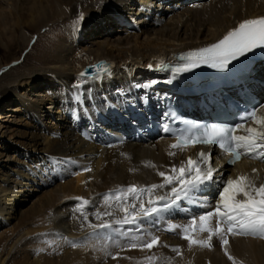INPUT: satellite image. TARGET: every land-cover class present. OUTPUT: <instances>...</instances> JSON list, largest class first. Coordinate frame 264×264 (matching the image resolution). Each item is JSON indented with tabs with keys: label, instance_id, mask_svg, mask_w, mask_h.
<instances>
[{
	"label": "bare ground",
	"instance_id": "obj_1",
	"mask_svg": "<svg viewBox=\"0 0 264 264\" xmlns=\"http://www.w3.org/2000/svg\"><path fill=\"white\" fill-rule=\"evenodd\" d=\"M0 1L5 4L0 5V26L9 25L10 15L6 9L9 8V1H12L14 15L17 18L26 15L28 18L23 23L18 20L19 25L28 26L36 34L41 33L44 28L46 34L41 33L35 41L40 45L50 36L47 31L60 23V19L62 22L64 19H72V11L64 8L66 4L75 5L76 0ZM88 2L89 9L85 12L93 11L96 7H101V12L85 22L84 31H97L95 28H99L102 23L110 30L114 25H119L122 28L113 31L118 32L116 36L103 37L101 41L90 40L91 45L84 48L56 42L49 48L43 47L35 58L37 62L47 66L21 69L19 64L0 71V99L9 98V102H18L12 107L6 105L0 112V217L16 220L23 227L24 231L20 232L15 244L23 242L35 232L34 228H25L35 222H40L47 228L46 233L55 238L72 241L91 237L96 240L127 239L120 235L121 232L128 236H139L141 240H148L151 236L174 240L176 237L169 234L176 230L170 232L166 229L168 224H177L175 218L181 213L180 210H187L186 212L195 216L198 212L200 216L206 211H214L219 202L215 199L216 205L212 209L204 208L210 207L212 197L228 179L235 180L243 175L257 187L264 184V159L243 155L240 161L230 165L228 156L211 146L172 147L176 144L174 139L161 134L154 136L141 128L150 113L159 115L158 98L163 93H172L185 108H188L184 104L188 99L191 102L189 106L197 109L196 101L188 96V86L191 85L188 76L184 72H174L170 64L176 63L177 55L182 52L217 42L244 20L263 17L264 0ZM130 14L138 18L136 23L141 25L138 26L142 30L141 34L129 30L134 27L132 23L124 22V17ZM26 35L22 47L32 51V35ZM12 37L16 40L14 34ZM28 59L30 58H25L29 61ZM99 60L108 62L110 68L91 76L78 74L85 65ZM42 81L49 83L51 87L57 86L59 92H54L53 95L46 92L32 94L33 89ZM20 88H23V92L18 93ZM148 108L152 110L149 111ZM256 113L257 116H264V105ZM28 118L37 125H33ZM243 126L236 130L235 135H247L245 129L249 126L259 127L253 119ZM201 152L208 154V164L201 160ZM17 155L25 158L23 163L27 172L24 174L16 172L19 163ZM189 157L205 170L211 166L216 182L209 183L206 188L189 198L194 202L184 199L173 207L144 219L139 231H135V225L116 223L123 218L124 212L116 206L115 199L105 203L104 197L107 194L112 193L114 196L116 190L130 185L147 187L160 184L163 178L158 175L159 172L175 175L171 172L172 167L175 166L177 170L182 164L187 167ZM71 169L73 180L57 184L50 192L47 190L35 195L37 187L44 184L47 171L62 179L64 171ZM170 187L154 190L153 198L167 195ZM69 192L77 194L82 200L88 201V204L82 210H77L82 200L76 197L67 208V201L62 199ZM242 198L237 196V199ZM142 199L148 207L149 197L146 193ZM136 203L134 211L138 212L139 201ZM164 203L161 201L156 206L163 208ZM194 206H199L200 210L189 211ZM196 218V230L190 229L189 232L192 238L195 237L192 233L199 230L198 217ZM214 218L210 227L216 223ZM191 221L192 218L190 225ZM104 223L111 227H92ZM221 227L225 229L228 244L232 243L219 247L217 256L220 259L215 264H264V238L232 235L226 232L225 225L221 224ZM154 228H159L162 232ZM129 229L133 231L129 232ZM203 235L208 240L209 233L205 232ZM216 237L219 236L213 235L209 241L211 247L217 246ZM220 242L222 244V240ZM119 255L116 253L113 258H118ZM229 255L233 260L228 259Z\"/></svg>",
	"mask_w": 264,
	"mask_h": 264
},
{
	"label": "snow or ice",
	"instance_id": "obj_2",
	"mask_svg": "<svg viewBox=\"0 0 264 264\" xmlns=\"http://www.w3.org/2000/svg\"><path fill=\"white\" fill-rule=\"evenodd\" d=\"M80 19H83L82 14ZM256 48H264V17L244 20L237 27L228 31L217 43L187 53L181 59L187 60L188 62L176 67L174 71L176 73L187 72L191 68L199 67L201 63L207 64L210 67L224 69L231 61L244 56L248 52H252ZM100 70L97 69V71ZM80 75L84 76L85 73H81ZM249 117L259 127H247L245 129L247 135H235L237 129L244 127L241 124L234 127L212 124L199 135L179 137L178 144L172 145V147L189 143L218 144L220 148L232 154L233 159L230 163H235L242 155H251L252 158L264 159V116H257V113L253 111L249 114ZM164 130L168 131V128L165 126ZM199 155L205 164L209 163L210 158L207 153L201 152ZM85 171H91V169H85ZM171 172L175 175H169L165 172L158 173L163 178V182L160 184H152L147 187L130 185L127 188L116 190L114 196L112 193L107 194L104 197L105 203H108L111 199H115L117 201L116 206L124 212L123 218L117 220L116 223L119 225H135V231H139L140 224L144 219L153 216V214H159L164 209L173 207L179 201L189 199L203 188H206L209 183L216 182L214 180L213 168L208 166L205 170L191 157L187 160V167L182 164L177 170L173 166ZM166 186H171L167 195H160L153 198L154 190L163 189ZM145 193L149 197L147 200L148 207L145 206V202L142 199ZM238 195L243 198L237 199ZM77 199L82 200L79 197ZM136 201H139L138 212L134 211L137 208ZM161 201L165 202L163 208H158L156 204ZM218 201L214 211L206 212L198 217L199 231L209 233L207 241L196 240L189 235L190 229L192 231L196 230V217L192 218L190 226H184L182 228V238L188 240L190 245L210 246L209 241L213 235L219 236L222 243L227 245L228 240L224 234L225 229L221 227V224L225 225L226 232L232 235H252L264 238V184L257 187L248 180V177L243 175L237 177L235 180L228 179L218 192ZM189 202L194 201L189 199ZM87 204L88 201L82 200V204L77 210H82L83 206ZM200 206H203V204ZM107 214L111 215V213ZM213 217H216L215 228L210 227V222ZM92 227L107 229L111 225L104 223L98 226L93 225ZM178 227L180 226L170 224L166 230L171 232L175 231ZM131 231L133 229H129V232ZM120 235L131 241L129 244L130 248L138 247L137 241H140L141 237L128 236L124 232H121ZM158 241V236H151L149 241L139 246L151 249L158 244ZM173 250L178 252V249ZM225 254L227 255V252ZM147 259L151 261L153 258L148 257ZM228 259L233 260V257L229 255Z\"/></svg>",
	"mask_w": 264,
	"mask_h": 264
},
{
	"label": "rangeland",
	"instance_id": "obj_3",
	"mask_svg": "<svg viewBox=\"0 0 264 264\" xmlns=\"http://www.w3.org/2000/svg\"><path fill=\"white\" fill-rule=\"evenodd\" d=\"M74 3L75 5L66 4L64 8L65 10L72 11V19H64L63 22L62 19H60V23L54 26L53 29L47 31L50 35L48 39L42 44L38 45V43H36L35 41L37 40V37L41 35V33L42 35L46 34L44 28L41 29V33L36 34V31L28 29V26L23 24L19 25L17 23L18 20L23 23L26 22L28 18L26 17V15L21 16V18H17L14 15V4L12 1H9V8L6 9V12L10 15L9 25L7 27L0 26V71L5 70L10 66H19V64L20 66H22L21 69L47 66L35 60V58L39 56L38 53H41L43 47L48 46L49 48L54 45V43L59 42L61 45L62 43H68L71 46L76 45L78 47L84 48L86 46L91 45L90 40L101 41L106 37L113 38L118 34V32L113 31L115 29L122 28L119 25H114L113 28L110 30L107 28V25L105 23H102L99 25V28H95V30L97 31L87 30L85 32V28L83 27L85 22L91 17L95 16L94 14L101 12V7H96V9H94L93 11L85 12L87 11L86 9H89L87 7L90 4L88 0H76ZM1 4L5 5L3 2L0 1V5ZM82 5L85 6L81 7ZM81 14L83 15L82 20L80 19ZM37 15H40V13H38ZM137 19L138 18L135 17L134 14H130L124 17L123 20L124 22H126V24H133L132 26L134 27L129 28V30L141 34L142 30L138 29V26L141 25H137ZM92 32H94V34H91ZM27 33H31L32 35L31 44L34 47L32 51H29L30 48L25 49V47H22L24 41L23 39ZM12 34L15 35L16 40H13ZM25 58L30 59H28L29 61H27L25 60ZM165 66L167 67V64ZM48 84L49 83L42 81L36 88L33 89V92L31 93L38 94L39 92H46L47 94L49 93L50 95H53L54 92H59V88L57 86L51 87ZM17 92H23V88H20ZM9 100V98L0 99V112L3 110L1 108L5 107L6 105H10L12 107L18 104L16 100L12 102H9ZM28 121H32V119L28 118ZM32 124L37 125L35 121H32ZM16 157L19 158V163L17 165L16 172L18 173L19 171H21L22 173L19 172L18 174H24L25 172H27L26 165H24L23 163L25 158L21 155H17ZM71 171L72 169L69 171H64V175L61 174L62 179H59L58 175L49 173L47 171L45 179L43 181L44 184L39 185L37 187L38 191L35 195H40L42 192L47 190H49L50 192V189L53 190L52 188L54 186H57V184L73 180L74 175H71ZM17 173L13 174L16 175ZM218 192H216V195L212 197L213 201L210 202V207H205L204 210H210L214 207L213 205H216L214 201L218 200ZM76 197H78L77 194L69 192L66 197L62 199V201H67L68 208L69 205L72 204L73 201H75ZM53 208L55 209V206ZM197 210H200L199 206H194L189 211ZM186 211L187 210H180L181 213H179L177 215L178 217L175 219L177 221L176 225H181H179L180 227H178L173 234H169L170 236L172 235L176 238L174 240L159 239L158 244L153 246L151 249L142 248L140 246L136 248H130L129 244L131 241L129 239L107 238L104 240H96L95 237L94 239L91 237L85 238L84 240L72 241L61 237L55 238L51 234L46 233L47 228L39 224L40 222H35L29 227H25L26 229L30 230H32L31 228H34L39 232L35 230V232L28 236L27 239L23 240V242L21 241V243L19 242L15 244V240L16 238H18L20 232L24 231L22 229L23 227L16 220L6 219L7 217H0V261H2V264H215V262L220 259V256H217L219 253V247L224 246L223 243L221 244L220 242V237L215 238V244H217V246L215 247H211V245H190L188 240L182 238V228L184 226H190V219L196 216L199 217V212L196 213L195 216L191 215L190 212ZM35 225L38 227H36ZM39 225H41V227ZM215 226L216 223L213 227ZM38 228H41V230L44 232H42ZM154 229H157L159 232H162L159 228ZM165 231L166 230H164V232ZM192 234L195 235L193 239L207 241V238H204L205 235H203L205 234V232L201 233V231L198 230L197 233L193 232ZM150 239L140 240L137 241V243L138 245H140L146 241H149ZM73 244H75V246H73ZM173 249H178V252L174 251ZM116 253H119L120 255L118 256V258H113V255ZM214 255L215 257H213ZM148 257H152L153 259L149 261L147 259ZM210 258L215 259L211 260Z\"/></svg>",
	"mask_w": 264,
	"mask_h": 264
},
{
	"label": "water",
	"instance_id": "obj_4",
	"mask_svg": "<svg viewBox=\"0 0 264 264\" xmlns=\"http://www.w3.org/2000/svg\"><path fill=\"white\" fill-rule=\"evenodd\" d=\"M110 68V65L108 62H106L105 60H99V61H96L92 64H88V65H85L80 71H79V75L81 73H85L84 76H91L92 74L94 73H100V72H103L105 69H109ZM97 69H101L100 71H97Z\"/></svg>",
	"mask_w": 264,
	"mask_h": 264
}]
</instances>
